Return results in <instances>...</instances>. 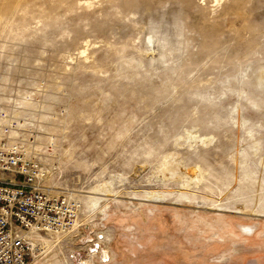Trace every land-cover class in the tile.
Segmentation results:
<instances>
[{"label": "rangeland", "instance_id": "obj_1", "mask_svg": "<svg viewBox=\"0 0 264 264\" xmlns=\"http://www.w3.org/2000/svg\"><path fill=\"white\" fill-rule=\"evenodd\" d=\"M0 139L82 201L28 264H264V0H0Z\"/></svg>", "mask_w": 264, "mask_h": 264}, {"label": "built area", "instance_id": "obj_2", "mask_svg": "<svg viewBox=\"0 0 264 264\" xmlns=\"http://www.w3.org/2000/svg\"><path fill=\"white\" fill-rule=\"evenodd\" d=\"M50 176L18 143L0 139V264H28L76 227L82 201Z\"/></svg>", "mask_w": 264, "mask_h": 264}, {"label": "bare ground", "instance_id": "obj_3", "mask_svg": "<svg viewBox=\"0 0 264 264\" xmlns=\"http://www.w3.org/2000/svg\"><path fill=\"white\" fill-rule=\"evenodd\" d=\"M153 28V27H152ZM153 30V29H152ZM170 159V158H169ZM167 161H168V158H167ZM166 161V162H167ZM170 162L172 163V161L170 160L169 161V164H170ZM168 164V162L167 163H165V167H167V168H170V169H172V166L171 165H169ZM173 164V163H172ZM199 177V176H198ZM187 183V182H186ZM186 185V184H185ZM96 190H98V188H96ZM105 191H108V190H105ZM185 193V192H184ZM105 194V193H104ZM149 196H151V197H153L154 199H158V200H162V199H164L166 196H165V194H162V193H159V192H150L149 194H148ZM187 195V194H186ZM188 196V195H187ZM186 196H182V198H185ZM188 198V197H187ZM186 199V198H185ZM105 200V199H104ZM103 200V201H104ZM157 200V201H158ZM264 201V200H263ZM102 197L101 196H96V195H88L87 196V199H86V209L88 210L87 212L88 213H90L92 210H95V209H97V208H100L101 206H102ZM213 205V204H212ZM107 206V205H106ZM219 206V205H218ZM216 207L215 205H214V209H220L219 207ZM204 207V206H203ZM225 210V209H224ZM256 211V210H255ZM261 213V212H260ZM261 215V214H260ZM78 222V221H77ZM77 222H76V225H77ZM243 228V231H244V233L245 234H247L248 236H250V234H251V232H252V229H253V226H250V225H246V226H243L242 227ZM74 234V233H73ZM110 234V233H109ZM109 234H107V236H106V240H107V238L109 239V237H110V235ZM106 257H107V252H106ZM113 255V254H112ZM113 257V256H112ZM49 259V258H48ZM107 259V258H106ZM61 264V263H60ZM84 264H87V262H85ZM90 264V263H89Z\"/></svg>", "mask_w": 264, "mask_h": 264}, {"label": "water", "instance_id": "obj_4", "mask_svg": "<svg viewBox=\"0 0 264 264\" xmlns=\"http://www.w3.org/2000/svg\"><path fill=\"white\" fill-rule=\"evenodd\" d=\"M253 230V229H252ZM104 258V257H103Z\"/></svg>", "mask_w": 264, "mask_h": 264}]
</instances>
